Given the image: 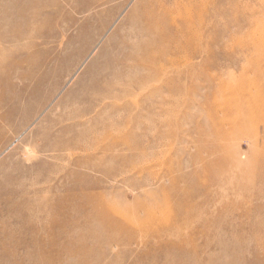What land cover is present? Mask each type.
I'll use <instances>...</instances> for the list:
<instances>
[{
  "label": "rangeland",
  "instance_id": "rangeland-1",
  "mask_svg": "<svg viewBox=\"0 0 264 264\" xmlns=\"http://www.w3.org/2000/svg\"><path fill=\"white\" fill-rule=\"evenodd\" d=\"M140 1L0 0V264H264V0H171L153 69Z\"/></svg>",
  "mask_w": 264,
  "mask_h": 264
},
{
  "label": "bare ground",
  "instance_id": "bare-ground-1",
  "mask_svg": "<svg viewBox=\"0 0 264 264\" xmlns=\"http://www.w3.org/2000/svg\"><path fill=\"white\" fill-rule=\"evenodd\" d=\"M148 1H151V3H148L146 0H141L134 7L132 12V17L138 15V12H142L141 18L139 19V25H141L139 26V30L142 31L141 35L147 36V39L145 38L141 46H137L136 51L133 52L134 57L140 58L142 52L147 55V57L140 59L138 65L152 69L157 68L156 65L158 62L164 60L168 54L175 55L184 52L185 50L188 51L186 59H194L198 57V51L194 46L198 41L200 42V45L203 46L204 41L202 39H198L197 41L199 33L197 30H193L194 27L192 21H185L181 18L182 11L180 10L179 5H170L169 3L171 0ZM261 45L264 46V43ZM157 46H160V48L156 55L151 56L147 54L148 51ZM136 59L138 58H135V60ZM169 64L172 66H179L180 61L177 62L176 60H170ZM187 66L192 70V65H189L188 63ZM206 69L205 65L201 68L202 71H206ZM155 71H157V69H155ZM263 73L264 72H262L260 68H257L256 74H260V76L263 77ZM158 74H160V72ZM178 84H180V86L182 85L181 83ZM173 86H175V84ZM178 86L179 85H177V87ZM221 86L222 89L230 91V95L228 96V94H225V97L219 106L222 110H264V88L262 86L257 90H252L254 88L247 85H226L225 83H222ZM179 88H177V90L183 89ZM0 250L2 252L7 251L6 243L4 241L0 242ZM2 255L7 261L9 255L7 253Z\"/></svg>",
  "mask_w": 264,
  "mask_h": 264
}]
</instances>
